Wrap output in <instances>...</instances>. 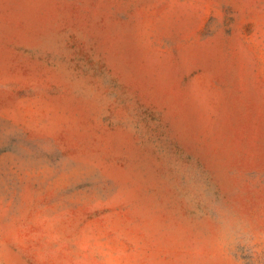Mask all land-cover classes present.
Returning a JSON list of instances; mask_svg holds the SVG:
<instances>
[{
    "label": "rangeland",
    "instance_id": "obj_1",
    "mask_svg": "<svg viewBox=\"0 0 264 264\" xmlns=\"http://www.w3.org/2000/svg\"><path fill=\"white\" fill-rule=\"evenodd\" d=\"M0 264H264V0H0Z\"/></svg>",
    "mask_w": 264,
    "mask_h": 264
}]
</instances>
